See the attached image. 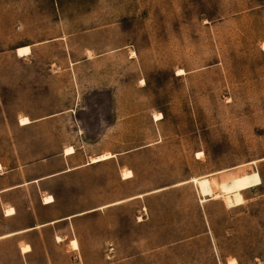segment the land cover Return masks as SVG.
I'll return each mask as SVG.
<instances>
[{
    "label": "rangeland",
    "instance_id": "374dc122",
    "mask_svg": "<svg viewBox=\"0 0 264 264\" xmlns=\"http://www.w3.org/2000/svg\"><path fill=\"white\" fill-rule=\"evenodd\" d=\"M102 118L116 157L90 165ZM72 145L91 167L16 196L90 212L33 263L264 264V0H0L3 172L61 171Z\"/></svg>",
    "mask_w": 264,
    "mask_h": 264
},
{
    "label": "crops",
    "instance_id": "0c3cea01",
    "mask_svg": "<svg viewBox=\"0 0 264 264\" xmlns=\"http://www.w3.org/2000/svg\"><path fill=\"white\" fill-rule=\"evenodd\" d=\"M114 108L115 104L112 100V102L110 103V109L113 110ZM35 123H39V121H31V123L25 125H21L19 123V125L22 127H29L31 125H35ZM114 124L115 121L113 119L111 120L110 118L95 120L96 133H92L94 135V138L96 139V154L103 155L111 153L110 155L112 158L110 157L108 160L99 162H94L92 159L91 163L95 164L90 165L101 164L116 157L113 154L116 152L108 150L110 149V147L108 148L100 146L101 142L108 141L115 133V129L113 127ZM86 138L89 139V136H87ZM69 147L74 148L72 154L65 153V150L68 148L67 147L66 149L63 148L62 152L49 156L64 157L67 168L61 171L54 172L53 174L36 176L33 179L28 178L22 180L21 176L25 177V171L21 168L3 172L2 165L0 164V264H35L32 260H35V258H37L35 240L36 237H39L40 239L43 237L44 232H46L47 230H53L52 239L57 243H64L68 240V236L71 231V219H73L74 216H81L90 212L89 211L74 216L67 215L62 217H47L48 211H50L55 204V199L52 195H42L41 191V193L39 192L37 195L36 202H34L32 198H22L16 196V193L23 190L28 185H34L43 181L44 179H51L58 175L69 174L73 171L87 168L88 166L91 167L89 165V161L74 166H69V163L72 161L74 155H82L73 145ZM106 150H108V152H106ZM46 197H51L52 200L46 202L44 200ZM137 197L139 198L141 196ZM115 203L118 202H112L110 204L103 205L102 207L118 205ZM74 240L71 241L70 248ZM23 247H27L28 250L23 251ZM77 250H79V245L77 249H72V251Z\"/></svg>",
    "mask_w": 264,
    "mask_h": 264
},
{
    "label": "bare ground",
    "instance_id": "6f19581e",
    "mask_svg": "<svg viewBox=\"0 0 264 264\" xmlns=\"http://www.w3.org/2000/svg\"><path fill=\"white\" fill-rule=\"evenodd\" d=\"M30 52H31V51H30V47H28V46H27V47H20V48H18L17 51H16V53H17L18 56L29 55ZM159 118H161V115H155V116H154V119H155V120H158ZM19 123H20L21 125H25V124L30 123V121H29V119H28L27 117H22V118L19 119ZM73 151H74V148L68 147V148L65 150V153H66V154H72ZM110 157H111V155L108 153V154H105V155H101V156H99V157H95V158L93 159V161H94V162L104 161V160H108ZM129 177H132V172H131L130 170H127L125 173H123L122 178H123V179H127V178H129ZM196 181H197V179H194V180H193V182H196ZM44 200H45L46 202H49V201L52 200V198H51V197H46ZM71 248H72L73 250L78 248V243H77L76 240H74V242H72V244H71ZM22 249H23V251L28 250L27 247H23ZM229 264H236V261L233 260V261H231Z\"/></svg>",
    "mask_w": 264,
    "mask_h": 264
}]
</instances>
